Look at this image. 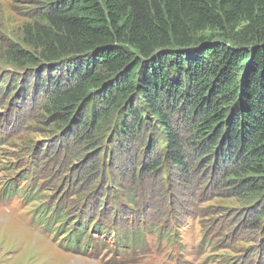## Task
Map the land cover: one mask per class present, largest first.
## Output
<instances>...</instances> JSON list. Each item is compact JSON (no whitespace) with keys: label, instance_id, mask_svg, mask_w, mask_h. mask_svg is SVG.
<instances>
[{"label":"rangeland","instance_id":"374dc122","mask_svg":"<svg viewBox=\"0 0 264 264\" xmlns=\"http://www.w3.org/2000/svg\"><path fill=\"white\" fill-rule=\"evenodd\" d=\"M49 8V0H0V264H264V178H236L225 139L208 153L170 115L184 168L158 127L120 135L118 112L93 142L76 139L77 114L54 109L51 68L37 66L28 42ZM202 36L232 44L215 31Z\"/></svg>","mask_w":264,"mask_h":264},{"label":"trees","instance_id":"16d2710c","mask_svg":"<svg viewBox=\"0 0 264 264\" xmlns=\"http://www.w3.org/2000/svg\"><path fill=\"white\" fill-rule=\"evenodd\" d=\"M49 2L42 15L46 26H35L28 42L39 51L38 67L51 64L44 75L55 94L54 109L67 119L77 114L76 139L93 142V132L118 112L120 135L134 138L158 127L167 154L183 167L170 122L177 112L190 144L196 136L211 153L225 139L234 152L230 161H237L236 178L244 181L247 173L264 178V0ZM208 30L232 44L206 39L202 34ZM52 70L63 73L61 82L51 81ZM47 212L43 206L40 217L51 224Z\"/></svg>","mask_w":264,"mask_h":264},{"label":"water","instance_id":"95a60500","mask_svg":"<svg viewBox=\"0 0 264 264\" xmlns=\"http://www.w3.org/2000/svg\"><path fill=\"white\" fill-rule=\"evenodd\" d=\"M51 64H47L46 66H50ZM41 67V66H40Z\"/></svg>","mask_w":264,"mask_h":264}]
</instances>
